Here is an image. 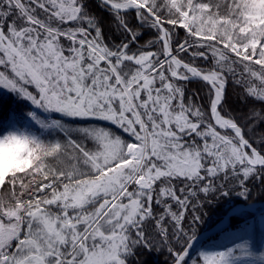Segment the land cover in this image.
I'll use <instances>...</instances> for the list:
<instances>
[{
	"label": "snow or ice",
	"instance_id": "obj_1",
	"mask_svg": "<svg viewBox=\"0 0 264 264\" xmlns=\"http://www.w3.org/2000/svg\"><path fill=\"white\" fill-rule=\"evenodd\" d=\"M0 88L41 110L17 121L27 164L0 175V264H128L140 247L189 264L201 209L264 177V0H0Z\"/></svg>",
	"mask_w": 264,
	"mask_h": 264
},
{
	"label": "trees",
	"instance_id": "obj_2",
	"mask_svg": "<svg viewBox=\"0 0 264 264\" xmlns=\"http://www.w3.org/2000/svg\"><path fill=\"white\" fill-rule=\"evenodd\" d=\"M96 0H91L94 5ZM95 15L102 21V27L104 29V35L106 42L119 43L123 38L120 31L116 28L115 22L112 17L99 10H95ZM143 36L140 40V44H147L149 40L155 39L152 31L147 29H138ZM184 32L181 30L178 33V39H183ZM149 50H155L149 46ZM207 67V65H201ZM202 81H192L186 85L187 94L192 96L198 103H203L199 97H207V88L203 86ZM243 89L235 85L229 77V82L225 94L224 107L230 112L236 115H240L246 111L245 102L242 99ZM259 106V105H257ZM35 111L38 114L41 110L32 106L30 102L18 98L11 92L0 88V134H3L9 129L24 128L27 130L23 123L17 124L19 118L26 114L28 111ZM48 114L43 113V116ZM59 114H52V118H58ZM90 123H95L91 122ZM106 122H101V126H105ZM31 127L36 134L43 132L39 125L31 123ZM261 129H257L256 140L259 139V132ZM45 140H54L59 138L58 134L45 135ZM251 188L250 195L246 199L244 196L238 194L236 191L229 192L228 195H218L212 200V203L206 204L201 209V215L203 219L197 222L194 227L196 234L200 231L210 227L218 220L222 218L227 209L235 203H252L264 201V177L260 181H253L249 184ZM210 199H212L210 197ZM244 244L243 248H237L236 245ZM231 248L233 257L230 264H245L243 259H248V255L254 260L255 264H264V211L260 214L252 212H238L230 218V222L227 226L223 227L219 231L211 234L206 238L202 245L189 256V264H191L192 258H197L200 264H203L200 252H218ZM240 249L244 250V254L240 255ZM243 258V259H241ZM128 264H169V258L167 250L157 251L155 248L149 250L147 248H137L135 254L128 257Z\"/></svg>",
	"mask_w": 264,
	"mask_h": 264
},
{
	"label": "clouds",
	"instance_id": "obj_3",
	"mask_svg": "<svg viewBox=\"0 0 264 264\" xmlns=\"http://www.w3.org/2000/svg\"><path fill=\"white\" fill-rule=\"evenodd\" d=\"M33 135L24 128L9 129L0 134V175L27 164Z\"/></svg>",
	"mask_w": 264,
	"mask_h": 264
},
{
	"label": "water",
	"instance_id": "obj_4",
	"mask_svg": "<svg viewBox=\"0 0 264 264\" xmlns=\"http://www.w3.org/2000/svg\"><path fill=\"white\" fill-rule=\"evenodd\" d=\"M257 205H260V209L257 210L256 212H262L264 210V202H261V203L256 202V203H252V204L237 203V204L233 205L232 207H230L228 209V211L226 212V214L222 217L221 220H219L217 223H215L211 227L201 231L199 234L196 235L195 243L193 244L191 250L198 247L201 244V242L206 237H208L210 234L216 232L217 230H219L220 228L225 226L229 222V218L234 212H236L237 210H240V209H244L246 211H255L254 207Z\"/></svg>",
	"mask_w": 264,
	"mask_h": 264
},
{
	"label": "rangeland",
	"instance_id": "obj_5",
	"mask_svg": "<svg viewBox=\"0 0 264 264\" xmlns=\"http://www.w3.org/2000/svg\"><path fill=\"white\" fill-rule=\"evenodd\" d=\"M240 250H241L240 255L244 254L245 251L244 250L242 251V249H240ZM248 256H249L248 259H243V258H241V259H243L245 261V264H255L254 260L250 258V257H252V255H248ZM232 257H233V254L229 258L230 262L232 260Z\"/></svg>",
	"mask_w": 264,
	"mask_h": 264
}]
</instances>
